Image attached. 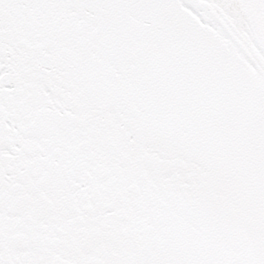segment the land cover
I'll return each mask as SVG.
<instances>
[{"label":"snow or ice","instance_id":"obj_1","mask_svg":"<svg viewBox=\"0 0 264 264\" xmlns=\"http://www.w3.org/2000/svg\"><path fill=\"white\" fill-rule=\"evenodd\" d=\"M0 264H264V0H0Z\"/></svg>","mask_w":264,"mask_h":264}]
</instances>
